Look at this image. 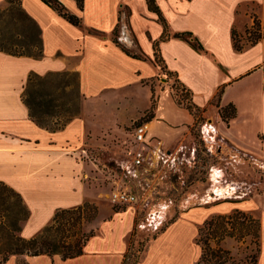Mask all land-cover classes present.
Listing matches in <instances>:
<instances>
[{
	"label": "crops",
	"instance_id": "crops-1",
	"mask_svg": "<svg viewBox=\"0 0 264 264\" xmlns=\"http://www.w3.org/2000/svg\"><path fill=\"white\" fill-rule=\"evenodd\" d=\"M7 1L0 0V5ZM57 1L79 19V26L41 0H17L39 30L41 55L12 56L0 50V182L20 195L29 212L20 230L23 239L38 234L57 210L86 202L95 204L99 213L105 208L104 183L91 173L94 163L83 158L94 141L89 138L93 130L88 117L76 115L54 131L37 125L22 100L32 73L40 77L76 74L80 95L94 103L110 94L130 92L136 100L127 105L135 112L147 108L149 84L163 72L169 73L200 109L205 122L202 134L216 137L234 153L264 159V0H153L157 11H151L146 0H82V7L76 0ZM159 15L171 34L164 41L160 40ZM255 21L260 38L251 42ZM233 32L239 50L234 47ZM177 33H190L203 50L173 38ZM155 44L164 71L154 63ZM141 97L144 105L139 107L136 101ZM155 99L153 115L145 125L147 144L153 141L147 153L151 151L156 164L162 150L171 157L179 152L190 137L194 119L166 89L159 88ZM226 106L235 110L227 122L218 112ZM129 144L126 157L132 149V133ZM207 203L181 210L147 243L136 264H196L202 254L196 242L200 226L213 216L234 211L259 221L257 264H264V193L246 200ZM135 217L134 208L111 211L77 257L22 255L3 264H122Z\"/></svg>",
	"mask_w": 264,
	"mask_h": 264
},
{
	"label": "rangeland",
	"instance_id": "rangeland-1",
	"mask_svg": "<svg viewBox=\"0 0 264 264\" xmlns=\"http://www.w3.org/2000/svg\"><path fill=\"white\" fill-rule=\"evenodd\" d=\"M30 36L39 37L34 22L21 10L18 2L0 5V42L7 41L5 47H8L10 42H19ZM149 87L148 106L145 110L139 109L138 113L133 111L132 105H127L136 100L130 92L107 95L100 103L83 98L79 93L77 75L70 73L54 74L30 86V90L43 94L38 99L44 102L42 106L33 104V99L28 96L35 119L43 126L57 127L59 120L63 122L74 113L88 117L93 130L89 138L94 141L83 158L94 163L96 167L91 165V173H97L100 182L104 183L102 200L105 208L99 213L97 206L91 203L94 208L88 207L74 214L72 218L77 221L72 230L79 237L90 231L95 235L101 221L108 219L111 211L134 208L135 227L128 252L130 263L139 260L147 243L175 220L181 210L202 207L207 202L246 200L264 193V159L254 160L234 153L216 137L208 139L205 132L202 134L204 121H193L189 126L190 137L174 156H168L162 150L155 164L151 151H148L143 166L135 168L134 175L126 171L124 167L128 158L124 153L130 145L133 126L139 122L148 125L159 88L166 89L179 108L186 109L191 103L189 94L166 72ZM136 102L142 107L143 97ZM147 145L151 148L153 141ZM116 190L133 193L136 202L113 205L109 195ZM244 215L213 216L207 221L219 217L217 224L200 226L202 231L200 235L197 233L196 240L203 259L197 264H257L259 221L253 215ZM14 236H20V232H15ZM6 245L7 242L0 238V261L6 254Z\"/></svg>",
	"mask_w": 264,
	"mask_h": 264
},
{
	"label": "trees",
	"instance_id": "trees-1",
	"mask_svg": "<svg viewBox=\"0 0 264 264\" xmlns=\"http://www.w3.org/2000/svg\"><path fill=\"white\" fill-rule=\"evenodd\" d=\"M15 1L17 0H8L7 2L10 4ZM41 1L47 6H49L50 8H52L55 12H57L59 16H61L62 18L70 22L71 24L75 26L80 25L79 19L69 14L65 10V8L61 5V3H59V1L57 0H41ZM76 2L79 5V7H82V0H76ZM146 2L148 5V8L151 11H157L153 0H146ZM159 20L163 26V32H162L160 40L164 41V40L169 39L171 34L169 33L166 22L160 15H159ZM35 27H36L37 34L39 35V30L36 25ZM258 31H259V25L255 21L254 29L250 31L251 35H250L249 41L253 42L260 38V33ZM232 36H233V41H234V47L235 49L239 50L240 45L238 44V41L236 39V35L234 32L232 33ZM172 37L185 39L191 44V46L195 50H198V51L203 50L199 42L195 38H193L190 33H177V34H173ZM7 43H8L7 41L0 42V50L12 56H29V57L38 58L41 55V40L39 37L38 39L35 36L23 37V39H21L19 42H10L9 46L5 47ZM125 52L132 57L142 58L140 55L137 56V55L131 54L130 52L126 50ZM154 63L158 65L162 71H164V66H163L161 57L159 56V52H158V48L156 44L154 46ZM48 76H51V75L40 77L33 73L30 74L28 76L24 92L22 94V100L29 110V116L37 125H39L40 127L46 128L48 130L54 131V130L62 129L65 126V124L68 121H70L73 117H75L77 114L74 113L73 115H71L68 119H66L63 122L62 120H59L60 122H57L58 126L53 127V128L43 126L35 119L32 105L35 104L39 107L42 106L44 102H41L38 99L40 97H43V94L40 93L39 91L30 90V86L36 81H42L46 79ZM179 86L181 87L182 90H185L184 87L181 86L180 84ZM185 93L189 94V91L185 90ZM220 93L221 92L217 94L215 100L219 99ZM28 96L33 99V104L28 100ZM186 110H188V112L193 116V119L196 122L203 121V118L200 115L201 113L200 109L197 108L195 105H193L192 102L186 105ZM218 112H219L220 118L225 122L233 118L235 115V110L232 106H226V107L220 108ZM141 123L143 122H139L137 124H141ZM88 207L94 208V205L86 202L83 205L78 206L73 209L57 210L51 222L47 226H45L34 237L26 240L20 236H14V234L15 232H20L21 230L20 224H23L28 219L29 212L27 208L25 207V205L23 204L20 195L17 192H15L12 188L0 182V238L1 240H4V242H7L6 250H5L6 254L1 259L0 264H3L6 261H8V259L12 256H22V255L39 256V255H44V254L48 256L59 255L60 258L63 260L79 256L82 253V249L86 241L94 235V232L90 231L88 234H82L79 237L78 233L77 232L75 233L72 230L73 227L75 226V221H77L75 218L73 219L72 216ZM94 214H96V212ZM233 214L244 215L245 213L234 211ZM244 216H247V214H245ZM218 218L205 221L203 223V227H210L213 224H217L216 221L218 220ZM221 218H224V217H221ZM226 218H230V216H227ZM88 221H90V219ZM164 228L161 231H163ZM257 228L258 230H260L259 223H258ZM201 231L202 229L200 228L198 231V235L201 234ZM50 235H54V236L50 237ZM202 256L203 255H201L199 261L203 259ZM136 262L137 261L134 260L133 262L130 263L129 255L127 253L124 257L122 264H136ZM20 264H25V263H20Z\"/></svg>",
	"mask_w": 264,
	"mask_h": 264
},
{
	"label": "built area",
	"instance_id": "built-area-1",
	"mask_svg": "<svg viewBox=\"0 0 264 264\" xmlns=\"http://www.w3.org/2000/svg\"><path fill=\"white\" fill-rule=\"evenodd\" d=\"M147 128L145 123L135 124L132 129V149L128 152L127 171L132 175L135 168L143 166L147 155ZM134 175V174H133ZM110 201L113 205H131L136 197L129 191L116 190L111 192Z\"/></svg>",
	"mask_w": 264,
	"mask_h": 264
}]
</instances>
